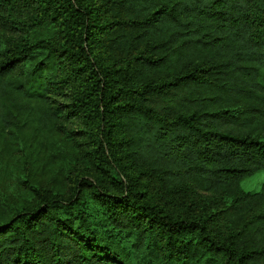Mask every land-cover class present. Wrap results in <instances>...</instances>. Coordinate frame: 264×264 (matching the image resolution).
Returning a JSON list of instances; mask_svg holds the SVG:
<instances>
[{"label":"trees","instance_id":"16d2710c","mask_svg":"<svg viewBox=\"0 0 264 264\" xmlns=\"http://www.w3.org/2000/svg\"><path fill=\"white\" fill-rule=\"evenodd\" d=\"M55 134L0 264H264V0H0V156Z\"/></svg>","mask_w":264,"mask_h":264},{"label":"rangeland","instance_id":"374dc122","mask_svg":"<svg viewBox=\"0 0 264 264\" xmlns=\"http://www.w3.org/2000/svg\"><path fill=\"white\" fill-rule=\"evenodd\" d=\"M53 102L62 105L66 101L64 92L53 94ZM69 129H77V120H65ZM72 137H75L72 135ZM53 151L43 148L37 152L29 143H20L9 156H0V203L2 205L26 203L34 199L20 181L38 187L67 188L65 176L72 170L75 155H78L76 141L61 134H55ZM83 163V162H82ZM59 182H63L59 185ZM241 186L245 191L264 193V171L244 179Z\"/></svg>","mask_w":264,"mask_h":264}]
</instances>
